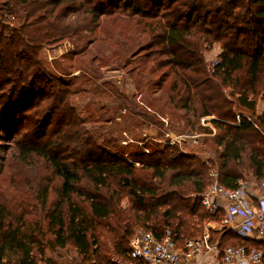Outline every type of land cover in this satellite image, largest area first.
Masks as SVG:
<instances>
[{
    "label": "trees",
    "instance_id": "trees-1",
    "mask_svg": "<svg viewBox=\"0 0 264 264\" xmlns=\"http://www.w3.org/2000/svg\"><path fill=\"white\" fill-rule=\"evenodd\" d=\"M118 13L142 29L137 52L132 43L115 65L132 66L137 92L114 93L130 113L153 124L157 114L168 116L156 109L157 99L179 112L183 132L212 135L202 124L206 118L216 130L209 139L216 163L169 141L123 145L111 105L101 100L109 116L95 100L73 99L83 92L95 97L90 77L100 76L103 58L95 52L93 64L72 78L64 63L55 70L43 57L46 46L93 37L102 20ZM216 43L218 64L209 68L204 52ZM139 74L148 75L145 83ZM261 93L264 0H0V175L8 154L24 167L43 163L48 171L30 209L11 210L0 191V264H56L47 252L70 247L80 258L73 264H146L129 254L135 227L160 240L170 231L181 248L185 238H201L205 222L225 216L203 204L213 167L230 189L249 172L264 179ZM213 233L220 248L264 251V240L226 228Z\"/></svg>",
    "mask_w": 264,
    "mask_h": 264
},
{
    "label": "rangeland",
    "instance_id": "rangeland-1",
    "mask_svg": "<svg viewBox=\"0 0 264 264\" xmlns=\"http://www.w3.org/2000/svg\"><path fill=\"white\" fill-rule=\"evenodd\" d=\"M139 29H142V27H138L135 20L131 22V20L125 18L123 14L118 13L110 18L102 20L101 25L93 37H91L89 34H83L84 36L82 40L79 41V43L72 40H66L61 43L46 46L43 51V57L55 70H60L61 66H59V64L64 63L67 66L65 73H68L67 75L72 78L81 76V71L83 68L82 66H88L90 63L93 64L95 57L92 55L96 54L95 52H97V55H99L100 59L103 58V67L98 69L100 71V76L90 77V85L95 89V97L90 99V97L83 92L81 96H76V98L73 99L81 98L83 102L95 100V103L99 107L100 111L106 114L108 113L100 106L101 100L102 102L106 101V103L111 105L113 109L117 111V115H115V117H113L110 113L108 115L112 116V120L121 126L122 136L124 137L121 142L123 145L142 147L146 142L151 140L160 143H166L169 141L171 144H178L180 149L189 155H199L201 158H204V160H212L214 163H216L214 148L212 147L211 141L209 140L210 137L216 133V130L211 124L205 122L207 120L206 118L202 120V124L212 127L214 132L212 135L191 134L188 132H183L181 129H179V127L183 126V122L179 117V112L170 109V105H165V101L157 99V102H155L156 109L163 110L166 112V114H168V116L164 118L157 114L158 123L153 124L139 115L130 113L127 110L123 99L114 93L113 89L116 88H121L124 90V92H137L133 80L130 78V75H128V72L132 66L130 65L127 68H122V65H115H118V56L126 52L132 43H134L132 51L137 52L136 47L138 45L137 43L139 42L138 39L141 38V32ZM88 52L92 54L90 55ZM220 52V43L214 44L204 52L205 61L209 65V68L215 67L218 64ZM94 67L98 68L97 62L94 63ZM135 77L139 82L145 83L148 75L139 74V76ZM111 85H114L115 88H113ZM232 89L233 87H229L227 92H230ZM160 93L161 92L157 93L154 97L156 98L160 96ZM262 96L263 93L260 94L258 100L259 112L264 110V97ZM139 100L140 95L137 96L136 107L137 110H142V106L144 105ZM150 112L152 114L154 113L152 110ZM121 116L126 117V119H123ZM175 122H178V127L177 124H174ZM185 141L193 144L194 148L192 151H188L183 147L182 142ZM1 144L4 146V148H8L10 144L9 139L3 140ZM145 150L147 149L145 148ZM13 162L15 161H13L11 155L8 154L7 158H5L3 173L0 175V191L2 192L5 202H7L9 205V208L17 212L21 208L30 209L28 205L33 202L34 196H36V188L38 185H40L41 181L46 180L44 176L48 173V171L46 170L45 164L43 163H40L36 165L35 168H33V166L24 167L19 163ZM216 170V167H213L211 170L210 185L215 179L219 181ZM213 172L217 173V177L212 176ZM246 174V178L243 179V182L247 184L250 191L257 194L261 193L259 191V187L260 181L263 179L261 180L256 178L253 176V174H251V172ZM58 181V179H55L54 185H56ZM55 194V191L52 190L51 199L55 197ZM128 204V199H124L122 202V207L125 208L128 206ZM224 218L225 216H222L219 221L205 222L204 233L206 228L209 227V229L212 230L211 238H213V236H215L213 235V232H218L224 229L220 225ZM215 237H217V235ZM218 240L220 241L218 238H216V240H212V244L218 245ZM220 249L222 250L223 248ZM47 257L52 258L56 264H73L80 259L78 253L72 247H70L68 250L57 251L56 253L47 252ZM120 263L131 264L122 259Z\"/></svg>",
    "mask_w": 264,
    "mask_h": 264
},
{
    "label": "built area",
    "instance_id": "built-area-1",
    "mask_svg": "<svg viewBox=\"0 0 264 264\" xmlns=\"http://www.w3.org/2000/svg\"><path fill=\"white\" fill-rule=\"evenodd\" d=\"M237 121L241 123V115L237 116ZM212 176L217 177V173L213 172ZM259 188L264 190V179L260 181ZM202 198L209 211L225 212V218L220 223L223 228L242 237L264 240V193L257 196L243 181L238 188L230 189L215 179ZM211 231L207 227L201 238H185L181 248L170 231L160 240L150 231L135 228L129 254L132 259L146 264H187L205 254H211L216 264H264L263 249L229 245L221 250L218 245L212 244Z\"/></svg>",
    "mask_w": 264,
    "mask_h": 264
},
{
    "label": "crops",
    "instance_id": "crops-1",
    "mask_svg": "<svg viewBox=\"0 0 264 264\" xmlns=\"http://www.w3.org/2000/svg\"><path fill=\"white\" fill-rule=\"evenodd\" d=\"M261 193H255L257 196H262L264 193L263 189L259 190ZM187 264H216L211 254L199 255L193 262Z\"/></svg>",
    "mask_w": 264,
    "mask_h": 264
},
{
    "label": "bare ground",
    "instance_id": "bare-ground-1",
    "mask_svg": "<svg viewBox=\"0 0 264 264\" xmlns=\"http://www.w3.org/2000/svg\"><path fill=\"white\" fill-rule=\"evenodd\" d=\"M183 147H184L185 149H187L188 151H191V150H193V148H194L193 144L190 143V142H187V141L184 142Z\"/></svg>",
    "mask_w": 264,
    "mask_h": 264
}]
</instances>
